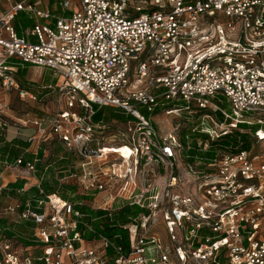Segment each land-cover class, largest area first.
Returning <instances> with one entry per match:
<instances>
[{"label":"built area","instance_id":"2783aa9c","mask_svg":"<svg viewBox=\"0 0 264 264\" xmlns=\"http://www.w3.org/2000/svg\"><path fill=\"white\" fill-rule=\"evenodd\" d=\"M29 66L58 75L38 88L59 108L10 119L8 94L37 100L16 77ZM104 107L128 118L110 141ZM161 111L179 119L165 132ZM9 119L33 127L30 147L72 153L76 191L0 183V264H264V0H0V135ZM234 130L249 149L211 150ZM37 152L13 166L34 173Z\"/></svg>","mask_w":264,"mask_h":264},{"label":"rangeland","instance_id":"374dc122","mask_svg":"<svg viewBox=\"0 0 264 264\" xmlns=\"http://www.w3.org/2000/svg\"><path fill=\"white\" fill-rule=\"evenodd\" d=\"M10 1L15 2V1H20V0H10ZM29 1L33 2L34 0H29ZM45 5H48V4L45 2L41 6H45ZM222 21L223 20H220V22ZM14 23L15 25H18L19 23H21V24H24V26H26L28 24L30 25L31 20L28 19L27 14H25L24 12H21L17 16ZM30 40L34 41V38L31 37ZM30 70L31 71L27 72L25 76L26 84L23 82L22 85L24 84L23 86L26 89L36 94L38 96L37 97L38 100L27 102L25 100H21L16 94V92L12 93L16 95V97L12 99L11 97L9 98L8 103H9L10 110L8 113L11 114L13 117H20L24 111H31V113L39 114V115L41 114V116L44 114H53L59 108V106L57 105L55 101V95H56L55 92L48 91L49 94L44 96L43 93L39 94L40 89L38 88L40 84H45L48 82L53 84L55 81H57L58 75L54 74V72L48 68L42 69V72H40L41 70L39 68H35V67H32ZM184 105H185V102L183 101L176 103V106L183 107ZM220 105L222 107H226L225 103H221ZM105 110L108 111L107 109ZM151 117L155 125L164 132L170 130L172 126L174 125V122H179V119H176L175 115L167 114L164 111L152 113ZM9 123L13 124L12 121H10ZM12 124H11V127L14 130H15V127H20V125L14 126V124L13 125ZM21 131H22L21 133H24V132L32 133L34 129L24 128V129H21ZM115 132H116L115 128L113 127L112 122H111L109 124V129L106 132V134L109 136L108 137L109 141L112 140L113 136L115 135L114 134ZM16 139L17 138L13 140H16ZM13 140L6 142V143L7 144L13 143ZM254 145L255 147H253L252 152L259 151L264 154V141H261V140L256 141ZM36 146H37V151L42 150V155L40 157V160H38L35 164L36 171L34 173H28L26 170L22 169L21 171H18V172L16 171V174L20 176H24L21 178L27 177L28 179L26 178L24 179L27 181L34 180L35 177H37V180L40 181L42 186L44 183H46L54 190H57L58 193H63L65 195L67 194V196L68 194L74 193L76 191V188H75V191L72 193H68L67 189L65 188V186L67 185H74L71 179L68 177V175L73 170L72 166L74 165V162H75V157L72 155V153L68 151H64L61 145L56 140H53V139H48L46 141H40L39 143L33 144L31 147L28 144V146L26 147L28 148V151L25 152L24 151L25 148L20 149V151L24 153L23 156L25 158L29 159L27 154L30 155L32 151L36 149ZM12 162H8V164L13 167L14 163ZM0 166L4 167L5 164L0 163ZM31 177H34V179ZM100 196L98 198L99 201L101 200ZM86 199L90 203L93 202V200H91V197H86ZM3 204L0 198V207ZM119 204L120 202H116L114 206L118 207ZM121 204H123V201H121ZM133 209L134 211H136L135 207ZM120 232L122 233L125 239L126 238L125 232L124 231H120Z\"/></svg>","mask_w":264,"mask_h":264},{"label":"trees","instance_id":"16d2710c","mask_svg":"<svg viewBox=\"0 0 264 264\" xmlns=\"http://www.w3.org/2000/svg\"><path fill=\"white\" fill-rule=\"evenodd\" d=\"M15 26H16L18 32L21 33L22 28H24V24L19 23L18 25H15ZM26 73H27L26 68H18L17 69L16 77L20 81L21 85L23 82L26 84V81H25ZM105 109H107L108 111H106ZM126 119H128V118L125 117L124 115H122L121 113H119V112H117L111 108H108V107H104V108L99 109L93 117L94 121L103 120L105 122H111L112 120L123 121ZM27 146H28V143L23 142L20 139L13 140V143H8V144L6 143L3 147L0 148V160L5 161V165H7L8 162H12V161H13L12 163H14V160L23 153L20 151V149L26 148ZM210 148H211V150H215L217 148L219 150L224 149V150H229V151H234L236 149H240V150L249 149L250 148L249 132H240L238 130H234L232 133L223 135L220 138L212 141ZM211 153H213V151ZM41 155H42V150H39L37 152V157L40 158ZM27 156L29 159H27V158H25V159L29 160V161L33 160V158H34L32 153L30 155L27 154ZM23 184H24V180L18 179V180H16V182L10 184L9 188H10V190L13 191V189L15 187H18V186L21 187ZM42 187L44 188V190L47 193H55V192L58 193L57 190H54L53 188H51L46 183H44ZM65 188L67 189L68 193H72L75 191L74 185H67V186H65ZM35 191H36V189H35ZM58 194L62 198L71 199V194H68V196H67V194L65 195L63 193H58ZM0 198L2 200V204L4 203L3 205H5L6 201H5L4 195L0 194ZM94 213L100 214L101 211H97ZM128 213H130V209L128 207L122 208L118 213H116L114 215V218H113L114 222H116L118 220L124 222L125 221L124 216H126ZM5 223H6V221L4 219H0V229L5 226ZM115 228L116 227L110 228L105 224L103 229L99 228V231L106 234V235H112L113 232H117ZM122 242L123 243L125 242L124 237L122 239Z\"/></svg>","mask_w":264,"mask_h":264},{"label":"crops","instance_id":"0c3cea01","mask_svg":"<svg viewBox=\"0 0 264 264\" xmlns=\"http://www.w3.org/2000/svg\"><path fill=\"white\" fill-rule=\"evenodd\" d=\"M25 68H26V71L27 72H30L31 71L30 69L32 68V66L25 67ZM40 70H41L40 72H42V69H40ZM45 84L47 85V84H49V82L48 83H45ZM41 85H43V84H41ZM12 93H14V92H11L7 96L8 102H9V98L10 97H11V99L14 98V97H16V95H14ZM42 93H43L44 96L47 95V94H49L48 93V90H40L39 94H42ZM21 100H25L27 102L34 101V100H29V99H21ZM37 100H38V98H37ZM55 112L53 114H44V115L41 116V114L40 115L39 114H34V113H31V111H24L21 114L20 117H13L11 114H9V117H10V119L11 118H24V119L32 120L34 118H42V117H45V116L51 117V116H53L55 114ZM10 119H9V121H10ZM30 126L31 125H28L26 128H33L32 126L31 127ZM11 128L12 127L10 126V128L8 129V131L4 130L2 132V134L0 135V148L3 147L6 142L12 141L15 138L22 140L26 135L30 134L28 132L21 133L22 132L21 129H24L22 127H15V130L13 128L12 129ZM0 163L5 164V161L0 160ZM21 170H22V168L15 167V166L12 167L11 165H9V166H6L5 165L4 167L3 166H0V183L1 184H6L7 185V188L10 189L9 188V185L12 184V183H14V182H16V180H18V179H23L24 180L25 178L28 179L27 177L21 178V177H24V176H20V175H17L16 174V171L18 172V171H21ZM31 178L34 179V177H31ZM37 182H38L37 177H35V179L34 180H31V181L30 180H28V181L27 180H24V184H26V187H29L28 193H34V191L36 189L35 186H36ZM17 188H19V186L18 187H15L13 189V192ZM6 190L7 189L3 190V192H2L3 195L5 194ZM19 197L20 198L21 197L23 198L24 196H19ZM5 201L7 202L6 199H5Z\"/></svg>","mask_w":264,"mask_h":264},{"label":"bare ground","instance_id":"6f19581e","mask_svg":"<svg viewBox=\"0 0 264 264\" xmlns=\"http://www.w3.org/2000/svg\"><path fill=\"white\" fill-rule=\"evenodd\" d=\"M119 151L124 155L127 156L129 149L127 147H122L121 149H119Z\"/></svg>","mask_w":264,"mask_h":264}]
</instances>
